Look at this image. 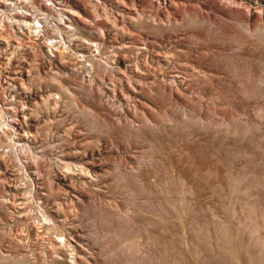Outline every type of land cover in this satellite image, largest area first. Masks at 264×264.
<instances>
[{"label": "rangeland", "instance_id": "374dc122", "mask_svg": "<svg viewBox=\"0 0 264 264\" xmlns=\"http://www.w3.org/2000/svg\"><path fill=\"white\" fill-rule=\"evenodd\" d=\"M0 264H264V0H0Z\"/></svg>", "mask_w": 264, "mask_h": 264}]
</instances>
